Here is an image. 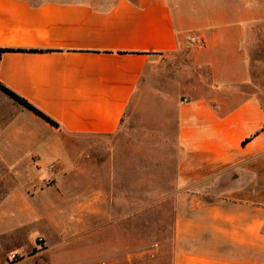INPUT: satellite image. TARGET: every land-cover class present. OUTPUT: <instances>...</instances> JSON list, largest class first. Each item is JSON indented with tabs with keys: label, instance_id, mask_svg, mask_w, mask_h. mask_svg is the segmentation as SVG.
<instances>
[{
	"label": "crops",
	"instance_id": "1",
	"mask_svg": "<svg viewBox=\"0 0 264 264\" xmlns=\"http://www.w3.org/2000/svg\"><path fill=\"white\" fill-rule=\"evenodd\" d=\"M226 3L193 17L179 0H0V48L46 51L3 54L0 83L59 124L0 91L1 222L59 240L128 222L84 192L95 181L67 147L116 133L146 75L188 49L200 73L176 108L170 264H264V0ZM110 239L88 261L130 264L129 240Z\"/></svg>",
	"mask_w": 264,
	"mask_h": 264
},
{
	"label": "rangeland",
	"instance_id": "2",
	"mask_svg": "<svg viewBox=\"0 0 264 264\" xmlns=\"http://www.w3.org/2000/svg\"><path fill=\"white\" fill-rule=\"evenodd\" d=\"M28 1L38 4L52 0ZM179 3L184 16L193 17L227 5L226 0H215V3L212 0H195L194 3L193 0H179ZM162 66V70L155 68L141 82L116 133L80 137L74 141V146L67 147L69 153L82 157L87 177L95 181L93 187L85 185L84 192L91 196L100 194L99 203L105 217L128 222L116 223L113 230L104 225L105 229L99 227V231L83 240L75 239L72 232L63 236L62 241L43 222L25 226L20 223L22 219L5 224L0 220L3 264H92L88 258L98 257L99 252L106 255L111 250L110 237L117 242L129 240L130 264H170L171 202L168 195L172 189L173 158L176 157V108L186 91L198 85L193 76L196 71L200 72L188 49ZM50 165L52 163H47L46 167ZM119 191L125 192L124 197ZM126 192H129L128 197ZM112 193L116 196L114 208L108 210L106 202ZM101 218L98 219L100 226L104 224ZM91 247H97L99 252L89 253ZM143 247L145 251L141 250Z\"/></svg>",
	"mask_w": 264,
	"mask_h": 264
},
{
	"label": "trees",
	"instance_id": "3",
	"mask_svg": "<svg viewBox=\"0 0 264 264\" xmlns=\"http://www.w3.org/2000/svg\"><path fill=\"white\" fill-rule=\"evenodd\" d=\"M31 3V2H30ZM32 5H37L33 4ZM39 4V3H38ZM10 52H23V53H35V52H46L44 50H35V49H22V48H0V59L3 54L10 53ZM0 91L7 96L10 100H12L16 105L21 107L22 109H25L31 113H33L35 116L49 124L50 126L58 129L59 124L53 120L50 116L42 112L40 109L32 105L30 102H28L26 99L22 98L6 86L0 83Z\"/></svg>",
	"mask_w": 264,
	"mask_h": 264
},
{
	"label": "built area",
	"instance_id": "4",
	"mask_svg": "<svg viewBox=\"0 0 264 264\" xmlns=\"http://www.w3.org/2000/svg\"><path fill=\"white\" fill-rule=\"evenodd\" d=\"M52 167H53L52 165L48 166L49 169H52ZM14 257H15V256H12V258H14Z\"/></svg>",
	"mask_w": 264,
	"mask_h": 264
}]
</instances>
